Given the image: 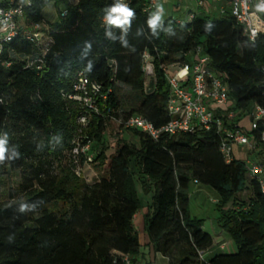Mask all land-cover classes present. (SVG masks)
<instances>
[{"label":"trees","instance_id":"16d2710c","mask_svg":"<svg viewBox=\"0 0 264 264\" xmlns=\"http://www.w3.org/2000/svg\"><path fill=\"white\" fill-rule=\"evenodd\" d=\"M145 1L130 0L131 15L120 25L109 22L116 15L115 0H76L74 5L34 0L26 10V22L44 24L51 43L42 56L35 44L14 41L11 66L0 67V264H119L116 253L137 255L132 223L143 207L137 182L150 196L143 231L152 251L168 264H264V195L248 178L246 159L225 162L214 129L161 135L156 141L133 131L137 146L120 139L112 155L105 154L108 121L141 116L154 128L169 122L164 70L189 64L184 55L197 48L211 68L226 75L235 110L264 106V35L248 42L230 16L160 21L158 9L143 11ZM50 2L67 5L51 24L41 14ZM144 54L154 71L147 88ZM78 71L108 93L104 110L85 127L77 122L81 108L65 99ZM121 90L135 101L123 115L117 111ZM76 138L91 142V151L100 145L92 163L104 171L95 182L75 175L70 152ZM83 163L79 158L78 166ZM193 184L216 194V223L230 236L234 253L199 260L213 240L189 212ZM242 194L245 201L239 200Z\"/></svg>","mask_w":264,"mask_h":264},{"label":"built area","instance_id":"2783aa9c","mask_svg":"<svg viewBox=\"0 0 264 264\" xmlns=\"http://www.w3.org/2000/svg\"><path fill=\"white\" fill-rule=\"evenodd\" d=\"M34 0H0V67L9 68L13 51L10 47L14 41H27L41 48L45 55L51 43L47 27L44 24H28L25 12ZM167 0H146L144 12L158 9L159 2ZM197 8L204 4L211 11L230 16L241 30L242 36L254 43L259 35H264V0H188ZM117 7H128L130 0H115ZM66 12L62 13L64 16ZM195 16L189 13L191 20ZM42 27V28H41ZM190 63H174L166 67V80L170 88L167 112L170 120L162 127L154 128L141 116H131L123 122L116 121L120 130L137 131L153 141L161 135L176 136L194 134L197 131L214 129L219 136V151L226 163L234 159L232 147H245L247 150L245 168L250 180L258 184L264 195V159L252 161L248 158L259 149L264 150V106L253 104L247 110H235L234 102L229 97L227 78L223 72L215 71L210 66L209 58L202 54L200 48L184 55ZM40 63V60H38ZM32 66V64H30ZM36 69L40 66L37 64ZM144 78L154 79L152 59L144 54L142 62ZM264 76V66L260 68ZM144 87L145 81H144ZM108 93H102L101 87L90 80L83 71H78L71 90L65 99L76 103L82 110L77 122L85 127L92 115H100L104 110ZM102 108V109H101ZM115 121V120H111ZM247 123L248 128L242 129ZM105 134V133H104ZM91 142L76 138L72 142L70 156L77 165L75 175L92 164ZM79 158H84L83 166H78ZM1 180V176H0ZM1 194V186H0ZM1 202V198H0ZM225 244H221L224 248ZM119 264H131L128 255L116 253ZM206 253L198 254L204 260Z\"/></svg>","mask_w":264,"mask_h":264},{"label":"rangeland","instance_id":"374dc122","mask_svg":"<svg viewBox=\"0 0 264 264\" xmlns=\"http://www.w3.org/2000/svg\"><path fill=\"white\" fill-rule=\"evenodd\" d=\"M76 0H68V4L74 5ZM67 8V5H59L55 7L52 2H50L45 8H43L41 14L43 18L51 23L57 22L58 15L57 10L63 11ZM189 13H194L196 16H204L209 20H217L227 15H220L218 12L211 11L210 7L207 4H204L201 8H197L194 2H190L188 0H167L166 2H159L158 4V18L160 21H164L167 19H171L174 22L182 21L185 18H188ZM42 28V27H41ZM188 59H190L188 57ZM151 82L150 78L145 79V86ZM117 99L119 102L118 105V114L123 115L124 113L131 111L133 109L134 97L133 94H130L127 91H119L117 94ZM242 129H247L248 124H242ZM133 131L131 130H120L118 128V123L116 121H108L106 123V130L104 134V139L106 141L105 154L109 157L112 155L114 146L116 142L120 139L125 140L129 144L138 145L136 138L133 136ZM100 150V145H95L91 151L93 155ZM247 150L245 147H232V154L234 159L244 160L246 156ZM76 170V168L74 169ZM104 168L95 167L92 163L88 167H84L80 172V176L78 177L81 181L85 183H92L99 179L100 175L103 174ZM17 176L14 174L11 179V183L14 185L17 181ZM137 190L143 201L144 207H142L137 214L140 215V220L142 219L141 210L147 207V204L150 202V196L143 195L140 186L137 182ZM197 187L192 185L189 190V212L191 216L196 217L197 219H201L203 221V229L205 232L210 234L214 241L221 239V241H226L228 246L226 247L224 253L231 254L235 252V246L232 242L230 236L227 233H223L220 228L217 227L216 220L218 218V213L215 208V204L213 200L216 194L210 189H201L200 192H196ZM5 195V194H4ZM3 195V197H4ZM217 197V196H216ZM239 200L245 201L246 195L242 194L239 196ZM211 223H213V227L211 228ZM136 229L138 231L139 240L142 243L147 241L146 234L140 228L139 222L136 223ZM217 235H220L218 237Z\"/></svg>","mask_w":264,"mask_h":264},{"label":"crops","instance_id":"0c3cea01","mask_svg":"<svg viewBox=\"0 0 264 264\" xmlns=\"http://www.w3.org/2000/svg\"><path fill=\"white\" fill-rule=\"evenodd\" d=\"M196 16V15H195ZM190 21L189 17L188 18H185L183 19L182 21H179L178 23H181V22H188ZM247 159V158H245ZM249 160H252V161H258V160H261V159H264V150H261L259 149L257 151V153L253 154L251 156V158H248ZM194 186L197 187V190L196 192H200L201 189H209L207 187H203V186H199V185H195L193 184ZM216 201H217V197L215 196L214 200H213V203L216 204ZM150 203V202H149ZM149 203L147 204V207L149 205ZM143 207H144V204H143ZM147 207H146V210L145 209H142L141 210V213H142V217L143 215L147 212ZM196 218V217H195ZM201 220V219H199ZM202 221V220H201ZM139 222L140 224V228L143 230V220L141 219L140 220V215H138L137 213L134 215L133 217V229L134 231L137 233L138 235V231L136 229V223ZM203 221H202V229H203ZM213 223H211V228L213 227ZM218 227V225H217ZM219 228V227H218ZM204 231V229H203ZM222 231V230H221ZM144 232V231H143ZM205 232V231H204ZM145 233V232H144ZM207 233V232H206ZM224 233V231H223ZM208 234V233H207ZM210 235V234H209ZM211 236V235H210ZM218 237H220V235H217ZM212 240H213V244H212V247L211 249L206 253V256L208 254H214V253H224L226 247L228 246L227 242L226 241H221V239H218L217 241H214L213 237L211 236ZM138 239H139V236H138ZM225 244L224 248L220 247L221 244ZM139 244H140V249H139V252L137 255L133 256V257H130V260H131V264H168V260L167 258L163 257L161 254L159 253H154L151 249V247L149 246L148 244V240L144 243L141 244L140 240H139Z\"/></svg>","mask_w":264,"mask_h":264},{"label":"clouds","instance_id":"9594fccd","mask_svg":"<svg viewBox=\"0 0 264 264\" xmlns=\"http://www.w3.org/2000/svg\"><path fill=\"white\" fill-rule=\"evenodd\" d=\"M113 12L116 13V15L110 16L109 22L116 25H120L124 23L127 16L131 15V12H129L126 8L123 7L114 8ZM3 152H4L3 141H0V159L3 158Z\"/></svg>","mask_w":264,"mask_h":264}]
</instances>
